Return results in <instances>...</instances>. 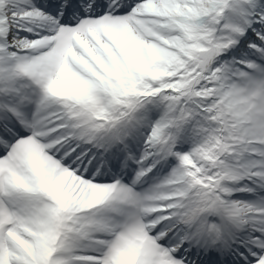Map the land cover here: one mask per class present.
I'll return each instance as SVG.
<instances>
[{"label": "rangeland", "instance_id": "obj_1", "mask_svg": "<svg viewBox=\"0 0 264 264\" xmlns=\"http://www.w3.org/2000/svg\"><path fill=\"white\" fill-rule=\"evenodd\" d=\"M51 1L63 2V0H38L46 7ZM73 1L79 6H82L84 2V0ZM151 1L156 0H138L137 2L132 0L130 4L124 2V6L118 1V6L123 9L119 15L100 11L99 16H87L75 10L69 12V16L60 15L58 17L60 24L53 32L49 33L55 38L57 36L56 43H52L50 47L41 48L42 50L39 49L40 51L33 54L28 64L23 62L12 64V69H9L3 77L9 82L14 80L13 83L21 81L41 86L44 97H47L46 104L49 112L53 111L57 114L61 110L60 114L65 117L62 113L64 110L71 122L73 120L70 110L73 111L76 107H82L81 109L85 112L90 108L101 111L99 114L93 113L98 127L106 118H116L122 121L126 114L134 113L133 106L123 104V109L119 108L117 97L119 95L134 97L133 91L139 89L140 86H143L141 95L144 96L136 98L138 102L135 104L140 108L139 119L143 117L149 121L152 120L157 127L156 117L166 109L167 112L170 111L171 119L175 120L178 113L183 110L177 112L174 109L175 103L172 98L175 93H182L183 97L196 103L195 107L192 103L190 106L186 105L189 111L193 112L191 116L189 114L177 128L169 124L172 123L170 118L161 123L163 127L160 124L158 128L161 131H167L168 134H170L169 129H174L176 134L173 139L176 143L179 139L181 140L176 145V157L181 155L180 163L183 162L180 170L196 174L200 181L214 187L219 182L216 179L218 177L217 166L215 165L216 168L212 167L208 158H217L221 152L226 151L227 147L220 150V146L222 144L224 147L228 135L223 131L216 130H219L223 119L232 111V108L225 107V96L216 91L228 83L226 80L234 73L231 68L238 67L235 65L236 55L244 56L243 54L248 52L264 55V52L260 50L262 48L261 39L254 35L264 28V6H262L264 0H262L263 4L261 3V6L257 7L249 5L248 0H157L159 2L157 10L155 9L145 16H138L145 21L142 23V27L135 26L130 20L134 17L136 9L147 6ZM260 1L257 0V2ZM101 2L106 7L110 0H101ZM16 3L17 0H0V15L4 13L9 15ZM95 7H101L99 2L95 3ZM222 8L225 10L224 13L221 11ZM56 9L60 13L61 9L58 7ZM77 14L82 16L79 20ZM234 21L247 25L253 30V35L247 32L242 33V29H240L235 33L236 37L232 39L230 30ZM11 24L13 23L11 22ZM9 25H6L5 29L1 26L0 31L3 33L8 30ZM76 36L88 39L85 45L89 48L81 45L78 49L77 40L75 42L77 48L72 47L73 39ZM30 37L33 40L42 38L38 34H33ZM230 42L231 47L227 48L230 46ZM70 48L81 51L78 53L82 56L75 55L68 60L73 70L67 75L63 72L60 74L61 89L50 88L48 85L50 74L58 67L62 68L61 53ZM83 50H86L87 54H84ZM4 66L8 68L9 65ZM235 74L238 75V73ZM162 78H164L162 82L155 85L156 81H160ZM244 92L237 97L235 106L242 112L258 105L257 96ZM148 93L149 95L155 94L158 99L151 95L145 96ZM50 94L51 96H49ZM227 96L226 99L229 100L231 94ZM63 98H65L64 101H61ZM149 111L150 113L147 114ZM56 117L62 118L60 115ZM62 119L65 120V118ZM71 122L68 120L70 126ZM130 126L138 131L136 135L132 136L133 140L143 142L138 125H135L134 120ZM211 130L216 131L217 142L212 141ZM206 137L208 144L203 147L201 140ZM22 138L24 139L19 142V146L16 148L17 158L14 157L12 160L2 158L0 172L5 165L7 171L10 166L16 167L15 172L12 170V175L16 173L12 184L15 187H20L19 181L29 179V171L32 173L31 177L35 178L33 175L36 174L39 166L41 171L39 175L41 178H38L39 185L46 187L42 172L46 168H51L49 162L51 155L44 151V143L40 139H36L29 133ZM197 143L198 145L194 146ZM26 144H31L32 149L27 151ZM147 153L148 151L141 153L139 156L141 161L147 156ZM193 153L191 159L190 156ZM30 157L31 160H29ZM183 159H187L188 163H191L193 172ZM171 181L174 182V189L183 192L186 191V183L188 184L190 179L184 178L181 172V176H177L176 179L172 176L168 183L171 184ZM18 191L21 192L20 189ZM22 193L30 197L28 209L24 211L23 217L27 218V212L37 207L38 215L42 212V216L47 221L49 229L42 242L48 247L41 251L31 243L14 236L12 231L15 230V227L7 224L11 222L13 225H17L12 220L13 210L11 211L4 203H0V219L5 218V220H0V264H50L54 257L51 254L55 252L51 248V241L55 240V224L47 218V210L43 207L39 189L23 190ZM123 193L120 187L107 184L105 188L101 187L100 191H97V203H108L110 200L128 201ZM119 197L123 200H119ZM81 201L90 204L88 199ZM128 202L131 203V201ZM19 207L21 208V206ZM95 210H98L97 207ZM17 214V216L21 215ZM62 218L63 223H69V220L72 219L74 224L78 223L76 226H82L85 223H82L84 219H81L80 222L77 216L68 217L65 213L62 214ZM24 231H27V236L32 237L28 228L21 229L22 235ZM148 234L154 235L147 232L145 238ZM123 236L125 241L122 245L125 247L116 249V253L112 254V262L115 260L116 264H142L141 247L143 245L134 243L126 235ZM25 238L27 237L25 236ZM159 243L161 242L153 241V244ZM157 248H161V246L158 245ZM128 253L133 254L129 260ZM259 261L260 259L257 260V262Z\"/></svg>", "mask_w": 264, "mask_h": 264}, {"label": "bare ground", "instance_id": "obj_2", "mask_svg": "<svg viewBox=\"0 0 264 264\" xmlns=\"http://www.w3.org/2000/svg\"><path fill=\"white\" fill-rule=\"evenodd\" d=\"M158 5L159 2L156 0L151 1L147 6L137 8L130 21L135 26L140 25L142 27L145 20L138 16L152 13L153 10H157ZM63 6L62 9L64 10ZM86 7L83 5L85 12L88 11ZM118 9L116 0H113L107 7L108 11H119ZM6 25H9L8 30L3 31V33L0 31V59L4 58L7 65L16 62L28 64L34 53L41 48L50 47L57 40V36L55 38L48 34L57 27V20L46 12L45 7H39L36 0H17L9 15L6 13L0 15V28L2 26L5 29ZM237 29L236 26L232 28L233 34ZM33 34H38L42 38L33 40L30 37ZM255 35L261 39L262 48L260 50L264 52V28ZM76 40L78 41V49L81 45L89 48L85 45L88 39L78 36L73 39L72 47L77 48ZM75 48H70L61 53L62 68L58 67L50 74L48 83L50 88L61 89L60 74L63 72L67 75L73 70L68 60L75 55L82 56L79 54L81 51H77ZM83 53L87 54V51L83 50ZM235 63L238 67L231 68L234 73L226 80L228 83L216 91L225 96V107L232 108L219 128L228 135V149L223 156L224 163L221 164L226 177L219 186L220 189L224 190L225 199L222 200L215 193H210L207 196L206 194L199 196L193 193L188 197H183L172 187L166 191H159L155 186L146 189L150 179H148V175H143L135 189L140 193H153L160 199L154 201L149 199L147 195L142 196L141 194L135 198L137 206L139 203L145 206L154 203L155 209L152 211L144 209L138 212L137 207L133 209V207L118 204H107L103 208L105 210L98 211V215L86 218L89 227L81 228L79 232L78 230L72 231L71 236H68L66 246L52 257L51 264H95L99 261L104 264H115L110 263L108 257L110 253L115 252L118 235L127 229L134 231L136 236L143 235L145 231H156V238L165 244V246L157 248V245L151 243L153 238H146L142 248V264H212L206 259L211 249H215L218 258H229L234 248H241L237 244L239 239L245 240L253 232L259 233L258 228L264 224V175L261 171H254L260 166H264V143L257 141L258 138L264 140V57L251 52L247 53L246 57H237ZM30 67L32 68V65ZM245 68L246 71H244ZM6 71V68L0 67L2 76V72ZM239 71L240 74L236 75L235 73ZM19 83L12 84L6 79L0 80V132L3 135V137L0 136V153H4V157L9 159L16 157L18 154L16 148L19 146V142L15 143L12 147L13 151H10L8 144L3 141L7 142V138L13 139L23 131L32 133L36 138L43 141L47 151L51 154V168L44 169L45 181L53 194L61 195V204L68 208L82 199L92 201L95 199L93 186L82 178L77 166L82 163L81 159L87 157L89 153L88 151L83 152L86 142H80L77 135H82V138L87 139L96 133L101 134L100 129L96 128L89 115H83L82 111L78 109L73 112V114L75 113L74 121L78 125L75 129L76 133L66 135V128H71V126L66 124L67 121L57 118V114L49 112L42 87L29 83L19 87ZM243 91L258 97L256 99L258 105H254L245 112L235 108L237 97L241 96ZM228 94H231L229 100L226 99ZM36 100L37 102L40 100L41 103H38L30 115V110H32ZM58 115L64 118L61 114ZM64 116L66 117V115ZM145 124L147 126L143 129L148 134L146 137L144 135L142 137L147 138V141L145 146L140 147V150L141 152L149 151V153H147L144 163L155 157L154 150L163 149L160 139L164 136L157 129L151 130L153 127L151 122L146 121ZM212 139L213 142H217L216 134ZM106 141L103 138L97 142L106 144ZM112 142L108 140L107 144L111 145ZM60 148L62 154L59 153ZM163 155L166 154L163 153ZM168 156L164 157L168 158ZM99 162L97 172L92 177L112 178L104 168L111 163L118 165L117 155L102 157L101 159L94 154L90 166ZM162 165L163 161H158L152 167L151 172L154 173L158 166L161 167ZM129 167L132 169L131 163H129ZM127 174L128 172L122 169L119 176H126ZM0 176L2 177L0 181V203L3 202L11 211L13 210L12 220L17 223V225L8 223L15 227L12 234L44 251L48 247L42 242L49 229L46 219L42 213L38 215L37 207L32 208L30 212L28 211L27 218H24V211L28 209L30 197L12 188L6 170L1 172ZM239 185L248 186V188L239 190L237 189ZM212 198H216L215 205L206 210V203ZM251 198H256V200L249 203ZM172 201L175 203L172 204ZM217 206H223L227 209L225 217L221 218L215 213ZM231 212L234 214L232 215ZM17 213L21 215L17 216ZM209 218L217 219L220 228L217 227L216 231L209 229L206 226V221ZM20 219L22 220L19 221ZM239 219H246V221L239 226L237 225L240 224ZM0 220H5V218L2 217ZM23 228H28L32 237L27 236V231H24L22 235L21 229ZM219 229L221 232H218ZM75 234L79 236L76 239L72 237ZM245 245H242V259L238 262L236 258L233 263L230 261L228 264H264V256H262L264 254V237L260 241ZM83 252L90 254L83 256ZM175 255L178 256L177 259H174ZM258 259H260L259 262H257Z\"/></svg>", "mask_w": 264, "mask_h": 264}, {"label": "trees", "instance_id": "obj_3", "mask_svg": "<svg viewBox=\"0 0 264 264\" xmlns=\"http://www.w3.org/2000/svg\"><path fill=\"white\" fill-rule=\"evenodd\" d=\"M250 2H252V5H256L260 3V2H257V0H251ZM155 85H157V83ZM142 89H143V86H140L139 90H142Z\"/></svg>", "mask_w": 264, "mask_h": 264}]
</instances>
